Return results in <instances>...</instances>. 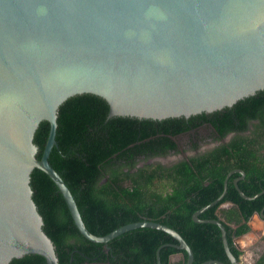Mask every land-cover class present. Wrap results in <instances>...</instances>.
Returning a JSON list of instances; mask_svg holds the SVG:
<instances>
[{
    "label": "water",
    "instance_id": "obj_1",
    "mask_svg": "<svg viewBox=\"0 0 264 264\" xmlns=\"http://www.w3.org/2000/svg\"><path fill=\"white\" fill-rule=\"evenodd\" d=\"M258 91H264V0H0V264L24 255L57 264L31 199L33 169L54 184L85 240L105 245L134 229L157 230L191 264L184 240L159 223H129L104 236L85 229L47 162L57 108L72 96L91 94L107 104V119L187 118L229 108ZM41 121L48 132L36 159L32 138ZM234 173L241 199L263 193L244 196L236 185L243 172L232 170L219 196L191 215L196 224L218 228L228 264L238 261L220 220L198 216L223 198Z\"/></svg>",
    "mask_w": 264,
    "mask_h": 264
},
{
    "label": "trees",
    "instance_id": "obj_2",
    "mask_svg": "<svg viewBox=\"0 0 264 264\" xmlns=\"http://www.w3.org/2000/svg\"><path fill=\"white\" fill-rule=\"evenodd\" d=\"M107 111V104L91 94L65 100L56 111L54 145L47 157L73 197L85 229L104 236L120 226L148 220L179 234L191 250V264L207 260L228 264L218 228L196 224L191 215L215 200L226 174L238 169L244 177L236 185L244 196L263 193L241 199L232 186L239 176L234 173L227 179L223 198L198 219L220 220L228 249L239 261L241 251L234 239L249 232L247 222L253 214L264 216V91L229 108L187 118L107 119ZM201 126L209 131L207 136L198 133ZM47 132V122L41 121L32 138L36 159ZM228 134L232 135L226 141ZM184 135L191 151L208 139L217 144L168 165L144 163L178 154V141ZM29 187L57 264H156L160 246L159 264H184L185 253L171 247L176 242L157 230L134 229L105 245L89 242L78 233L61 195L41 171H31ZM225 204L229 206L222 207ZM173 255L181 258L170 262ZM8 264H44V260L24 255ZM253 264H264V251Z\"/></svg>",
    "mask_w": 264,
    "mask_h": 264
},
{
    "label": "rangeland",
    "instance_id": "obj_3",
    "mask_svg": "<svg viewBox=\"0 0 264 264\" xmlns=\"http://www.w3.org/2000/svg\"><path fill=\"white\" fill-rule=\"evenodd\" d=\"M201 144H208L201 143ZM178 145L180 152L178 154H169L159 159H152L144 162L145 164L159 163L162 165L171 164L179 159L191 156L193 153L189 148L186 147V141L179 139ZM210 145L206 146V149H209ZM228 204L223 205L222 207H228ZM247 225L249 226V232L239 238L234 239V243L239 246V251H241V256L239 257L238 264H253L256 258L264 251V219L253 215L250 220H248ZM172 262V257H171Z\"/></svg>",
    "mask_w": 264,
    "mask_h": 264
},
{
    "label": "flooded vegetation",
    "instance_id": "obj_4",
    "mask_svg": "<svg viewBox=\"0 0 264 264\" xmlns=\"http://www.w3.org/2000/svg\"><path fill=\"white\" fill-rule=\"evenodd\" d=\"M199 132V134L200 135H203V136H207V134H209L208 132L209 131H207L206 129H205V126H201V127H199V130H198ZM189 133L190 134H192V133H194L193 131H189ZM231 135L232 134H228L226 137H225V139H226V141L231 137ZM182 140H185L186 141V137H185V135H184V137L183 138H181ZM217 143L216 142H214V141H211V140H209L208 139V144H199L198 145V147L194 150V151H191L193 154L192 155H194V154H197V153H199V152H202L203 151V149H206V146L207 145H210L208 148H212L214 145H216ZM180 150V149H179ZM170 154H172V153H170ZM159 158H162V157H156V158H153V159H159ZM152 160V159H151ZM235 170H237V169H235ZM243 177H244V174H243ZM243 177H242V179H243ZM239 178V176L237 177V178H235V179H238ZM242 179H240V180H242ZM234 180V179H233ZM232 180V181H233ZM240 180H238V181H240ZM238 244V243H237ZM236 244V245H237ZM234 245H235V243H234ZM238 248H239V246H237Z\"/></svg>",
    "mask_w": 264,
    "mask_h": 264
},
{
    "label": "crops",
    "instance_id": "obj_5",
    "mask_svg": "<svg viewBox=\"0 0 264 264\" xmlns=\"http://www.w3.org/2000/svg\"><path fill=\"white\" fill-rule=\"evenodd\" d=\"M181 258L180 255H175L172 257V262L178 261Z\"/></svg>",
    "mask_w": 264,
    "mask_h": 264
}]
</instances>
